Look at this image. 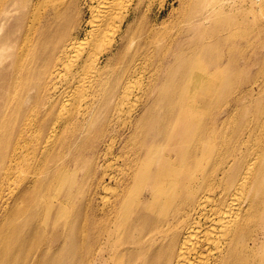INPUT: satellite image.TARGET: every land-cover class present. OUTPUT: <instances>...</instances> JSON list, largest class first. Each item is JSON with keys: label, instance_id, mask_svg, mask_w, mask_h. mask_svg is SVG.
Segmentation results:
<instances>
[{"label": "bare ground", "instance_id": "bare-ground-1", "mask_svg": "<svg viewBox=\"0 0 264 264\" xmlns=\"http://www.w3.org/2000/svg\"><path fill=\"white\" fill-rule=\"evenodd\" d=\"M173 1L0 0V264H264V79Z\"/></svg>", "mask_w": 264, "mask_h": 264}, {"label": "rangeland", "instance_id": "rangeland-1", "mask_svg": "<svg viewBox=\"0 0 264 264\" xmlns=\"http://www.w3.org/2000/svg\"><path fill=\"white\" fill-rule=\"evenodd\" d=\"M155 3L159 0H154ZM183 0H174L173 1V9L168 4L162 10L161 17L159 20L166 19L167 24L170 25L175 21L176 16L180 12L181 4ZM234 4L232 6H228L225 4L221 6L218 3V0H203L202 1V10L203 13L207 15L209 18L206 24L201 27V31L203 33V39L207 38L210 32H214L215 34H225L232 35L235 40L236 52L240 53L243 57L249 59L252 63L249 66L250 70L249 75L251 76L252 82L254 85L260 84L264 79V0L261 1L259 5L254 6L251 0H232ZM157 4V3H156ZM246 5L248 9V22L246 26L240 25L237 29L227 28V32L224 31L225 27H228L229 22L228 18L231 20L234 18H239L240 9ZM157 6V5H156ZM204 7V9H203ZM245 7V6H244ZM169 13V17H167ZM83 20L87 17V11L84 10L82 13ZM84 21H81L80 29L81 32L87 28ZM230 27V25H229ZM229 31V32H228ZM247 44H244V42ZM3 53L0 52V55ZM248 117L252 120H261L264 118V111H259L255 115L248 114ZM74 169H69V173ZM31 172V169H20L16 171L13 175L21 177L23 175H27ZM83 172V169L77 170V174L80 175ZM68 173V174H69ZM54 193V190L51 191Z\"/></svg>", "mask_w": 264, "mask_h": 264}]
</instances>
